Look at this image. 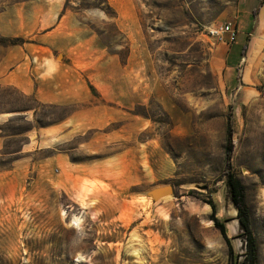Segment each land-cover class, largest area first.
<instances>
[{"label":"rangeland","instance_id":"1","mask_svg":"<svg viewBox=\"0 0 264 264\" xmlns=\"http://www.w3.org/2000/svg\"><path fill=\"white\" fill-rule=\"evenodd\" d=\"M239 2L0 0V264H228L208 199L242 259L229 112L264 264V10L235 69L208 34ZM165 184L173 194L146 195Z\"/></svg>","mask_w":264,"mask_h":264},{"label":"trees","instance_id":"2","mask_svg":"<svg viewBox=\"0 0 264 264\" xmlns=\"http://www.w3.org/2000/svg\"><path fill=\"white\" fill-rule=\"evenodd\" d=\"M249 37L246 36L245 43L241 48V54L244 55ZM233 129L232 114L229 112L226 119V144L224 148V168L223 176L227 190V195L236 209V218L238 221L240 235L245 242V253L242 259L235 252L231 238L228 236L226 219L217 216V207L212 199L206 202L211 208L210 220L215 228L220 232L227 247L228 264H258L257 242L252 230L251 213L246 201V194L243 184L234 173L231 154L233 150Z\"/></svg>","mask_w":264,"mask_h":264},{"label":"crops","instance_id":"3","mask_svg":"<svg viewBox=\"0 0 264 264\" xmlns=\"http://www.w3.org/2000/svg\"><path fill=\"white\" fill-rule=\"evenodd\" d=\"M263 10H264V0H240L239 9L233 21L236 27V31H237L236 39L233 43H227L228 46H227L226 55H225V61L227 63V68L235 69L239 65L240 60L243 56L241 54V48L245 42H242L243 44L242 46H240L241 43L237 40V37H239L240 34H244L245 39H246V36H248L250 39L251 31L253 30L255 25H256L255 29L257 31L260 20L262 18L261 13ZM263 30H264V23H262L261 26L259 27L258 33L263 32ZM252 42L253 43L251 45V50L252 52H254L257 50V48L260 45V39L253 40ZM253 44H255L254 47H253ZM1 71L2 70L0 67V72ZM12 74L16 77L17 80L25 79L23 75L16 73V69H13ZM3 78L4 77L0 75V79H3ZM54 96L55 97H53L52 102L59 101V100L61 101V97L58 93H55ZM26 118L28 119L29 117L26 116ZM1 120H5V117L2 115H0V121ZM43 128H44L43 130H36V129L34 130V134L37 137V139L35 140L37 141V145L35 144L34 147L36 146L37 148H42V146L44 145H41L40 142L42 141L43 136L50 132L56 131L58 129V127H52V126L43 127ZM32 141H33L32 135H29L28 141L26 142L25 145L22 146V151H30L29 157L33 155V151L31 152V149L34 148ZM59 156L61 155H53L51 157H45L43 159L37 160V162L40 163V165L47 163L49 160L54 162L60 158ZM37 176L38 177L41 176V173H37Z\"/></svg>","mask_w":264,"mask_h":264},{"label":"built area","instance_id":"4","mask_svg":"<svg viewBox=\"0 0 264 264\" xmlns=\"http://www.w3.org/2000/svg\"><path fill=\"white\" fill-rule=\"evenodd\" d=\"M236 27L233 21H224L208 28V34L218 42L233 43L236 39Z\"/></svg>","mask_w":264,"mask_h":264},{"label":"water","instance_id":"5","mask_svg":"<svg viewBox=\"0 0 264 264\" xmlns=\"http://www.w3.org/2000/svg\"><path fill=\"white\" fill-rule=\"evenodd\" d=\"M173 193H174L173 185L165 184L162 186H157V187L151 188L147 192L146 195L148 197L152 198L153 200H157L158 198H160L162 196L173 194Z\"/></svg>","mask_w":264,"mask_h":264},{"label":"bare ground","instance_id":"6","mask_svg":"<svg viewBox=\"0 0 264 264\" xmlns=\"http://www.w3.org/2000/svg\"><path fill=\"white\" fill-rule=\"evenodd\" d=\"M255 46V44H253V47ZM207 207L209 208V206L207 205ZM63 214H65V212L63 211ZM81 217V216H80ZM80 217H78V216H72L71 218H70V222H69V225H71V226H74V227H76V228H79L80 227V223H81V218ZM237 221L235 220V223H236ZM79 259V258H78ZM81 260V259H80ZM78 261V260H77Z\"/></svg>","mask_w":264,"mask_h":264}]
</instances>
